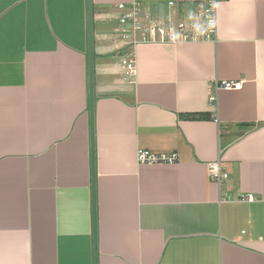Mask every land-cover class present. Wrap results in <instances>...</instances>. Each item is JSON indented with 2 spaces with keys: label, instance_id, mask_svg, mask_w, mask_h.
Listing matches in <instances>:
<instances>
[{
  "label": "crops",
  "instance_id": "obj_1",
  "mask_svg": "<svg viewBox=\"0 0 264 264\" xmlns=\"http://www.w3.org/2000/svg\"><path fill=\"white\" fill-rule=\"evenodd\" d=\"M131 1L90 0L92 165L87 0H0V264H264V0H219L215 41L138 45L128 82ZM177 1L143 10L189 17Z\"/></svg>",
  "mask_w": 264,
  "mask_h": 264
},
{
  "label": "built area",
  "instance_id": "obj_2",
  "mask_svg": "<svg viewBox=\"0 0 264 264\" xmlns=\"http://www.w3.org/2000/svg\"><path fill=\"white\" fill-rule=\"evenodd\" d=\"M178 3L192 5V14L189 17H180L177 20L159 22L147 15L143 10V0H132L130 3L116 5L118 14L113 20L119 25L116 30L118 40L122 44L120 64L122 72L130 82L136 75L135 48L140 44H177L194 41H215L217 33V5L219 0H178ZM175 4L169 2V6ZM240 81H221L215 83L216 90L240 89ZM209 103L216 101V96L209 93ZM139 165H173L177 162L176 153H155L146 149H137L135 154ZM222 160L217 158L207 163L208 179L222 186L228 179V174L222 166ZM250 194L237 197L239 202H254Z\"/></svg>",
  "mask_w": 264,
  "mask_h": 264
},
{
  "label": "water",
  "instance_id": "obj_3",
  "mask_svg": "<svg viewBox=\"0 0 264 264\" xmlns=\"http://www.w3.org/2000/svg\"><path fill=\"white\" fill-rule=\"evenodd\" d=\"M91 2L87 0V27H88V77H89V113H90V140H91V157L92 165L94 161L93 157V68H92V36H91ZM93 168V166H92ZM94 170H92V189L94 195V185H93ZM93 206H94V197H93ZM95 243V239H94ZM96 250L94 248V264Z\"/></svg>",
  "mask_w": 264,
  "mask_h": 264
}]
</instances>
